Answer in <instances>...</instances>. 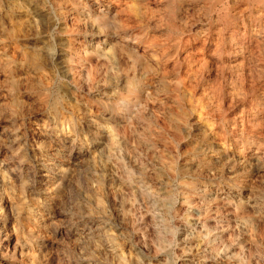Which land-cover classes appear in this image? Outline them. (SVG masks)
<instances>
[{
  "label": "rangeland",
  "instance_id": "1",
  "mask_svg": "<svg viewBox=\"0 0 264 264\" xmlns=\"http://www.w3.org/2000/svg\"><path fill=\"white\" fill-rule=\"evenodd\" d=\"M107 1L0 0V264H264V0Z\"/></svg>",
  "mask_w": 264,
  "mask_h": 264
},
{
  "label": "bare ground",
  "instance_id": "2",
  "mask_svg": "<svg viewBox=\"0 0 264 264\" xmlns=\"http://www.w3.org/2000/svg\"><path fill=\"white\" fill-rule=\"evenodd\" d=\"M107 1V0H106ZM108 2V1H107ZM111 2V1H110ZM94 4V3H93ZM58 6V5H57ZM88 6V5H87ZM108 6V5H107ZM117 7V6H116ZM96 8H97V6H96ZM148 9V8H147ZM184 9V8H183ZM95 10V9H94ZM113 10V9H112ZM151 11V10H150ZM97 12H99V13H101V12H103L104 13V11H102V9H100L99 7L97 8ZM63 13V12H62ZM113 13V12H112ZM117 13V12H116ZM98 14V13H97ZM106 14H108V11H106L105 13H104V15H106ZM120 16V15H119ZM107 17V16H106ZM109 17V16H108ZM114 17V16H113ZM111 20V19H110ZM71 21V20H70ZM99 21H101V20H99ZM106 21V20H105ZM104 21V22H105ZM118 22V21H117ZM116 22V23H117ZM171 22V21H170ZM108 23H110V22H108ZM171 24H173V23H171ZM71 25V24H70ZM74 25V24H73ZM118 26H120V25H118ZM147 26H148V24H147ZM150 26V25H149ZM68 27V26H67ZM176 27V26H175ZM175 27H173V28H175ZM69 28H70V26H69ZM119 28V27H118ZM147 28V27H146ZM107 29H109V28H107ZM121 29V28H120ZM111 30V29H110ZM116 30H118L117 28H116ZM142 30V29H141ZM94 31V30H93ZM170 31V30H169ZM116 32H119V31H116ZM124 32V31H123ZM112 33V32H111ZM231 33V32H230ZM109 34V33H108ZM130 35V34H129ZM148 35V34H147ZM144 37H146V36H144ZM173 37V36H172ZM129 38V37H128ZM139 39H141V38H139ZM91 40V39H90ZM184 40V39H183ZM72 41V40H71ZM89 41V40H88ZM109 42V41H108ZM173 42V41H172ZM177 42V41H176ZM81 43V42H80ZM139 43V42H138ZM211 43H213V42H211ZM65 44V43H64ZM68 44V43H67ZM67 44H65V45H67ZM115 44H116V42H115ZM246 44V43H245ZM77 45V44H76ZM86 45H88V44H86ZM160 45V44H159ZM177 45V44H176ZM175 45V46H176ZM215 45V44H214ZM29 46V45H28ZM40 46V45H39ZM96 46H98V45H96ZM125 46V45H124ZM130 46H132V45H130ZM164 46V45H163ZM169 46V45H168ZM180 46H181V44H180ZM206 46V45H205ZM95 47V46H94ZM165 47V46H164ZM209 47V46H208ZM29 48V47H28ZM81 48V47H80ZM109 48V47H108ZM138 48V47H137ZM145 48V47H144ZM174 48V47H173ZM187 48V47H186ZM185 48V49H186ZM75 49H77V48H75ZM125 49V48H124ZM153 49V48H152ZM30 50V49H29ZM48 50V49H47ZM64 50V49H63ZM112 50V49H111ZM150 50V49H149ZM148 50V51H149ZM212 50V49H211ZM46 51V50H45ZM44 51V52H45ZM67 51V50H66ZM95 51V50H94ZM105 51V50H104ZM140 51V50H139ZM187 51V50H186ZM64 52H65V50H64ZM63 52V53H64ZM135 52V51H134ZM133 52V53H134ZM154 52V51H153ZM180 52V51H179ZM191 52V51H190ZM127 53H129V52H127ZM148 53V52H147ZM187 53H188V51H187ZM194 53V52H193ZM59 54V53H58ZM61 55H62V52L60 53ZM69 54V53H68ZM75 54V53H74ZM145 54H146V52H145ZM154 54V53H153ZM168 54V53H167ZM166 54V55H167ZM170 54H172V53H170ZM45 55V54H44ZM179 55V54H178ZM185 55H186V57H187V54L185 53ZM74 56V55H73ZM129 56V55H128ZM170 56V55H169ZM202 56V55H201ZM105 57V56H104ZM107 57V56H106ZM105 57V58H106ZM133 57V56H132ZM146 57H148V56H146ZM164 57H166V56H164ZM183 57V56H182ZM215 57V56H214ZM62 58V57H61ZM64 58V57H63ZM131 58V57H130ZM150 58V57H149ZM209 58V57H208ZM217 58V57H216ZM108 59V58H107ZM142 59H145V58H142ZM62 60L63 59H61V62H62ZM111 60V59H110ZM136 60V59H135ZM196 60H197V58H196ZM211 60V59H210ZM59 61V60H58ZM149 61H151V60H149ZM212 61V60H211ZM68 62H69V60H68ZM213 62V61H212ZM71 63V62H70ZM214 63V62H213ZM61 64V63H60ZM73 64V63H72ZM134 64V63H133ZM217 64V63H216ZM66 65V64H65ZM157 65V64H156ZM215 66V65H214ZM219 66V65H218ZM154 68H157V67H154ZM148 69V68H147ZM150 69V68H149ZM198 69V68H197ZM62 70V69H61ZM153 70V69H152ZM189 70V69H188ZM192 70V69H191ZM166 71V70H165ZM154 72V71H153ZM156 72V71H155ZM148 73V72H147ZM71 74V73H70ZM152 74H154V73H152ZM70 78V77H69ZM73 78V77H72ZM78 79V78H77ZM76 79V80H77ZM196 79V78H195ZM212 81H213V79H212ZM74 84V83H73ZM100 84H101V82H100ZM201 89V88H200ZM71 91V90H70ZM74 94H75V92H73ZM72 95V94H71ZM208 98V97H207ZM123 100V99H122ZM212 100H213V97H212ZM232 100V99H231ZM235 101V100H234ZM232 102V101H231ZM200 111V110H199ZM259 122V121H258ZM222 132V131H221ZM101 146V145H100ZM101 151H102V149H101ZM254 153V152H253ZM253 158V157H252ZM17 243V242H16ZM15 244V243H14ZM22 248V247H21ZM12 249V248H11ZM23 249V248H22ZM21 253H26L24 250H22V251H20Z\"/></svg>",
  "mask_w": 264,
  "mask_h": 264
}]
</instances>
